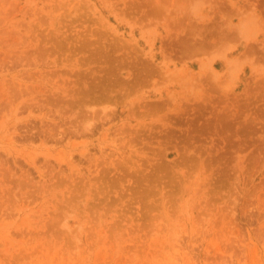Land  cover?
I'll list each match as a JSON object with an SVG mask.
<instances>
[{
    "label": "rangeland",
    "instance_id": "1",
    "mask_svg": "<svg viewBox=\"0 0 264 264\" xmlns=\"http://www.w3.org/2000/svg\"><path fill=\"white\" fill-rule=\"evenodd\" d=\"M0 264H264V0H0Z\"/></svg>",
    "mask_w": 264,
    "mask_h": 264
}]
</instances>
